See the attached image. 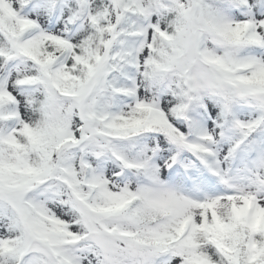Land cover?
Wrapping results in <instances>:
<instances>
[{"label": "snow or ice", "instance_id": "6c2138e0", "mask_svg": "<svg viewBox=\"0 0 264 264\" xmlns=\"http://www.w3.org/2000/svg\"><path fill=\"white\" fill-rule=\"evenodd\" d=\"M0 264H264V0H0Z\"/></svg>", "mask_w": 264, "mask_h": 264}]
</instances>
